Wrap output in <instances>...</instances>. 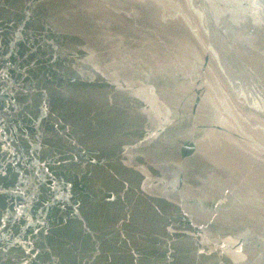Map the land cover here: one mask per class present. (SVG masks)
I'll use <instances>...</instances> for the list:
<instances>
[{
	"label": "water",
	"instance_id": "obj_1",
	"mask_svg": "<svg viewBox=\"0 0 264 264\" xmlns=\"http://www.w3.org/2000/svg\"><path fill=\"white\" fill-rule=\"evenodd\" d=\"M0 264H264V0H0Z\"/></svg>",
	"mask_w": 264,
	"mask_h": 264
}]
</instances>
